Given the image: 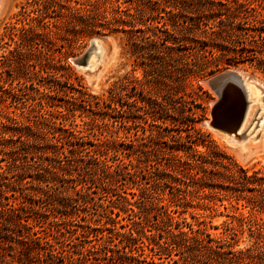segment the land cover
Listing matches in <instances>:
<instances>
[{
	"label": "rangeland",
	"instance_id": "1",
	"mask_svg": "<svg viewBox=\"0 0 264 264\" xmlns=\"http://www.w3.org/2000/svg\"><path fill=\"white\" fill-rule=\"evenodd\" d=\"M22 1L0 0V35L4 33V26L14 21L13 16L18 12ZM137 1L139 0H131L121 5L130 7V12L135 13ZM170 1L177 4L179 9L178 12L177 8L174 10L177 12L175 19L180 23L175 30H172L168 24L172 12L166 7L165 10H160V22L144 27L150 37L148 39H141L139 32H135L133 36L129 32L92 34L82 38L72 47L64 48L61 53L54 51L52 55L55 58L66 55L64 62L73 72L70 79L73 85L55 81L44 72L37 73L28 63L19 67L12 64L10 67L0 68L12 73L8 76L3 72L2 84L4 81L5 88H9L11 82L12 86H22V91H16L20 99H15L8 90L0 91L1 120H4L5 116L13 115L12 111L20 116L22 111H28L32 106L36 109L34 115L42 106L38 103L41 100L44 109L54 111L55 124L44 122L43 118H39L40 126H43L40 128L41 131L33 130V133L43 138V132L50 137V131H54L56 136L61 137L57 142L58 149L55 151H63V154L57 157L52 152L47 157L41 152L42 145L48 143L47 140L37 141L22 135L18 137V133L9 129L3 133L1 132L3 127L0 126V201L5 202L4 196L7 195L10 197V202L18 203L23 200L30 206L34 200L37 201L43 191H45L43 197L50 201H46L48 203L66 200L68 195L76 199L66 207L59 205V209H54L48 204L50 210L42 209L39 213L32 211L31 207H28V211H21L23 222L27 225L23 231L26 232L31 228L39 229L41 236L45 237L43 241L48 240V243L44 242L41 250V259H46L48 264L109 263L110 261L104 258L117 252L115 245L118 241L117 232L127 230V227L122 228L121 225L131 223L132 219L136 221L143 219V227L139 234L145 243L153 239L160 240L155 231L156 220L153 215L157 213L155 206L158 205L159 208L156 195L162 194L161 189H164L163 195L167 196L165 185L161 181L155 182L161 167L136 165L137 155L129 156L122 142L129 143L132 140L135 147L138 145L140 149H144L147 157L153 160L163 156L164 144L161 141L165 139L168 143H185V135L190 133L193 138H203L208 145L212 142L216 143L240 166H264V152H255L260 150V147L255 148L248 158L242 159L239 155V142L232 143L226 139L228 136L226 133L204 125L205 120H211V103L220 95L216 86L205 83L207 79L221 71L237 69L244 76L256 78L264 84V70L258 67V60L264 58V54L258 52L264 49V40H258V47L249 40L251 37L246 38L245 48H242L238 42L240 41V7L229 11L221 9L223 6L219 4L220 0H211L214 10L204 12L208 15V18H205L199 7L190 5L188 8L185 5L189 0H160L159 5L160 7L168 5ZM201 1L207 3L205 0ZM229 4L234 6L231 0ZM184 19L186 22H183ZM161 22H166L171 32L167 35L169 40L165 44L155 38L152 34L154 29L151 30L154 25L161 26ZM156 34L159 37L165 35L159 30ZM96 35L109 36L113 40L116 56L110 66L101 71L99 78L92 85L86 73L75 67L71 60L83 56L90 38ZM105 43L111 44L110 41ZM8 49H13V45L0 49V55L10 56ZM98 62H96L97 67ZM16 74L20 77L16 78ZM126 74L141 81L138 88L142 89L141 96L144 101L134 103L125 96H116L117 108H121L120 112L110 111L104 107L98 108L93 102L88 106L92 96L106 94L112 83ZM58 78L64 79L59 76ZM49 85H53L55 90H50ZM80 99L87 101L83 102ZM50 104L53 106L51 107ZM68 109L72 111L69 112ZM58 111L62 112L59 114ZM107 111L109 115L106 116ZM177 126L183 129L180 134L176 130ZM185 128H188V132L184 131ZM75 129H87L94 133L95 136L90 135V139L95 143H97L96 137L117 139V143L113 144L117 151L98 153L95 151L96 146L86 144L87 148L84 151L70 152L71 146L67 142L70 139L68 131ZM258 129L260 127L255 128L254 131ZM199 130L201 135L197 133ZM197 148L206 150L201 144ZM45 157L48 160H45ZM93 157H98L101 161L97 164ZM59 159L61 162L58 161ZM42 175L50 177L49 179L54 178L53 182H48V185L40 182L38 178ZM140 186L147 189V194H144L145 198L142 201L134 202L137 196H132L131 193L139 194ZM76 189L82 190L77 194ZM118 194L126 196L132 202L129 206L133 207L135 214L127 215L122 210L120 200L116 199ZM219 203L218 201L216 209L212 210L189 208L182 217H185L195 228L197 222L202 219L201 215H205L208 231L218 234L226 222L232 219L236 221L234 216L239 214L244 216L249 210L243 205V201L240 199L236 201L230 197V194L223 199V203L228 206L227 209ZM148 204L154 208H149ZM173 208V206L169 207V209ZM104 209L108 212L109 210L118 212V216L114 213L109 214L115 223L113 220L105 222L102 219ZM159 210L163 211L162 208ZM147 212L149 217H145ZM255 214L264 219V212ZM36 215H39L41 227L36 225L38 222L34 220ZM5 217L7 213L0 211V264H21L18 228L6 222ZM65 228L68 231H65L64 237L56 232L57 229L64 231ZM242 228L234 249L243 250L252 245L246 224H243ZM183 229L187 230L186 227ZM153 234L155 237H151ZM54 235L56 238H53ZM101 235L108 237L103 240L100 239ZM175 253L177 250H172L170 257L165 261L170 260L169 262L172 263V259L178 257ZM215 257V254L210 255L209 258L197 256L192 263L217 264L214 262ZM47 262L39 261L34 255L30 264ZM223 264L229 263L225 260ZM240 264L244 263L240 261ZM247 264H264V254Z\"/></svg>",
	"mask_w": 264,
	"mask_h": 264
},
{
	"label": "trees",
	"instance_id": "2",
	"mask_svg": "<svg viewBox=\"0 0 264 264\" xmlns=\"http://www.w3.org/2000/svg\"><path fill=\"white\" fill-rule=\"evenodd\" d=\"M127 1L131 0H23L19 4L18 12L13 16L14 21L6 24L4 33L0 35V49L13 45V49H8L10 56L0 55V68L2 66L10 67L12 64L19 67L24 63H28L29 66L36 69L35 72L37 73L44 72L55 81L73 85V82L70 81L73 72L70 66L64 62L66 55L55 58L52 55L54 51L61 53L64 48L72 47L82 38L92 34L129 32L133 36L135 32H139L141 33V39H148L150 37L144 27L154 22H160V10H165L166 7L169 8V12H172L168 23L171 29L175 30L180 24L175 19L179 9L177 4L171 1L168 5L165 4L160 7V0H139L135 5V13H131L128 6L122 7L121 4ZM205 1L207 3L201 0H189L185 5L188 8L190 5L195 8L199 7L201 14L208 18V15L204 12H211L214 7L211 0ZM231 1L234 2V6L229 4L230 0H220L218 2L223 6L221 9L229 11L240 7V41L238 42H240L242 48H245L246 38L251 37L249 40L259 47L258 40H264V0ZM176 8L177 12L174 11ZM183 22H186V19ZM151 30H153V36L160 39L161 43L165 44L169 40L167 35L171 32L166 22H161V26L154 25ZM157 30L163 31L164 37H159L156 34ZM134 40L136 41L135 38ZM126 51L130 50L126 49ZM258 52L264 54V49ZM34 54L38 55L33 56ZM33 60L35 61L33 62ZM228 64L230 63L228 62ZM258 67L264 70V58L261 57L258 60ZM3 72H6L8 76L12 74L8 70H0V91L8 90L15 99H20L16 91H22V86H12L11 82L9 88H5L4 81L2 84ZM58 76L64 79L60 80ZM19 77L20 75H17L16 78ZM140 84L139 79L126 74L115 80L107 89L106 94L92 96V101H88V106H91L93 102L98 108L104 107L110 109V111L120 112L121 108H117L116 96H125L134 103L144 101L143 96H141L142 89L139 90L138 88ZM52 86L49 85L50 90H55V87ZM80 100L87 101L85 99ZM38 103L42 106L34 115L33 112L36 109L32 106L28 111H22L20 116L12 111L13 115L3 117L4 120L0 118V126L3 127L1 132L6 133L9 129L14 133H18V137L22 135L37 141L39 139L47 140L48 143L44 145L46 147L42 145L41 152L46 154L47 157L52 152L55 156L60 157L63 151L55 150L58 149L57 142L61 137L56 136L55 132L50 130V137L43 132L44 139L39 134L35 135L33 133L34 131H41L40 128L43 125L40 126L41 121L39 118H43L44 122L49 121L55 124L53 120L54 111L44 109L43 101L39 100ZM50 106L52 107L53 104H50ZM83 106L85 107V105ZM68 111L70 112L72 109H68ZM61 112L58 111L59 114ZM46 114L48 116H45ZM107 114L109 115L108 111L106 116ZM176 130L180 134L183 129L177 126ZM184 131L188 132V128H185ZM68 132L70 139L67 142L71 146L69 151L72 153L84 151L87 148L86 144L96 146L97 150L95 149V151H98V153L105 152L106 154L108 151H117L115 145H113L117 143V139L96 137L97 143H95L90 139V135L95 136V134L87 131V129H75ZM197 133L201 135L200 130ZM161 137L163 138L162 135ZM185 138V143H168L165 139L161 141L164 144L163 156L153 160L147 157L144 149H140L138 145L135 147L132 140L129 143H121L128 150L129 156L137 155L135 157L136 165H159L161 167L155 182L160 183L161 181L165 185L167 196L163 195L164 189H161L162 194H157V197H155L158 200L159 208L158 205L155 206L157 207V213L153 217L156 220L155 231H157L160 240L153 239V241L145 243L139 234L143 227V219L140 218L136 221L129 217L132 222L121 225L122 228L127 227V230L117 232L118 241L115 243L117 252L105 256L104 259L110 262L104 264H193L192 261L197 256L209 258L212 254H215L214 262L217 264H223L225 260L229 264H240V261L247 264L254 261L257 256L260 258V255L264 254V219L255 214L264 212V166H240L216 143L212 142L211 145H208L203 138H193L190 133H187ZM199 144L205 146L206 150H199L197 148ZM47 157L44 159L48 160ZM93 160L97 164L101 161L98 157H93ZM58 161L61 162V159ZM49 178L42 175L38 179L48 185L47 183L53 182L54 179L53 177V179ZM73 188L75 189V187ZM81 190L76 189L75 193L79 194ZM146 191L145 187L140 186L139 194L132 192V196H137L134 202H137V200L142 201L145 198L144 194H147ZM44 192L39 195L37 201L34 200L33 203H30V206L25 204L23 200L18 203L10 202V197L7 195L4 196L5 202L0 201V211L7 213L6 222L18 228V248L21 255L19 258H22L21 264H30L34 255L38 257L39 261L47 262L46 259H41V250L44 242L48 243L47 239L43 241L45 237L41 236V230L39 229L32 230L31 228L26 232L23 231V228L27 225L23 222L21 211H28V207H31L32 211L39 213L42 209L50 210L51 207L48 204H51L54 209H59V205L66 207L76 200L68 195L66 200L62 199L48 203L50 201L43 197ZM228 194L236 201L239 199L243 201V205L248 207L249 210L244 216L242 214L234 216L236 221L232 219L230 222H226L218 234L208 231V221L205 215H201L202 219L197 222L195 228L185 217H182L189 208L216 209L218 201L220 205L227 209L228 206L223 203V199ZM116 199L120 200L122 210L127 215L136 213L133 207L129 206L132 202L126 196L118 194ZM172 206L174 208L169 209ZM149 208L154 207L150 204ZM161 208L163 211L159 210ZM149 212L145 213V217H149L147 215ZM111 213L118 216V212L112 210L108 212L104 209L102 219L105 222L113 220L109 215ZM34 220L38 221L36 222L37 226H42L39 225V215H36ZM113 222L115 223L114 220ZM243 224H246L252 239V245L243 250L234 249L239 240L240 232L243 230ZM184 227L187 230H184ZM210 227L212 226L210 225ZM65 231H68V229L65 228L64 231L56 230L62 237L65 236ZM107 237L101 235L100 239L104 240ZM151 237H155V234ZM53 238H56L55 235ZM172 250H177L175 254L178 257L172 259L171 263L170 260L165 261V259L170 257Z\"/></svg>",
	"mask_w": 264,
	"mask_h": 264
},
{
	"label": "bare ground",
	"instance_id": "3",
	"mask_svg": "<svg viewBox=\"0 0 264 264\" xmlns=\"http://www.w3.org/2000/svg\"><path fill=\"white\" fill-rule=\"evenodd\" d=\"M105 41H110L111 44L108 45ZM115 56L116 47L110 37L96 40V47L90 53L86 63V68L90 70L88 78L92 85L99 78L101 71L108 65L110 66ZM97 61H99L98 67ZM214 86L220 91V95L216 105L212 108L211 116L213 115L218 127L227 130L230 139L228 136L226 139L232 143L239 142V155L242 159L248 158L257 147H260V150L255 152L263 153L264 84L256 78L240 73L238 81L231 80V82L223 83L221 80H216ZM254 121H256L255 124H253ZM258 127L260 129L254 131Z\"/></svg>",
	"mask_w": 264,
	"mask_h": 264
},
{
	"label": "water",
	"instance_id": "4",
	"mask_svg": "<svg viewBox=\"0 0 264 264\" xmlns=\"http://www.w3.org/2000/svg\"><path fill=\"white\" fill-rule=\"evenodd\" d=\"M105 37H109V36H93L90 38L89 40V45L88 48L86 50V52L84 53L83 56L76 58V59H72V63L74 64L75 67L82 69L84 71V73H86V75L88 77H90V70L89 68H86V63L88 60V57L90 55V53L95 49L96 47V40H100L102 38ZM238 74H240V70L237 69H227L224 71L219 72L218 74L212 76L211 78L207 79L205 81L206 84H209L211 86H214L216 84V80H221V82L225 83V82H231V80H235L238 81ZM217 103V100L212 102L210 107V116H211V112H212V108L213 106H215ZM204 125L209 126L213 129H217L219 131H222L223 133H226L228 135V132L225 128L223 127H218L215 123L214 117L213 115L211 116V120H205L204 121ZM228 139H230L229 135H228Z\"/></svg>",
	"mask_w": 264,
	"mask_h": 264
}]
</instances>
